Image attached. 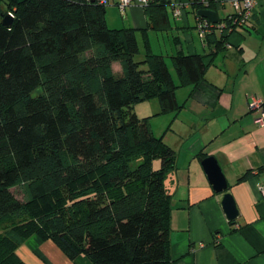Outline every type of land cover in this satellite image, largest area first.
Returning <instances> with one entry per match:
<instances>
[{
  "label": "trees",
  "instance_id": "16d2710c",
  "mask_svg": "<svg viewBox=\"0 0 264 264\" xmlns=\"http://www.w3.org/2000/svg\"><path fill=\"white\" fill-rule=\"evenodd\" d=\"M7 3L0 15H13L11 28L0 21V264H26L17 251L33 236L53 241L74 264H172L166 180L177 151L135 105L158 99L157 116L178 112L176 91L204 80L224 38L209 35L203 55L185 54L175 37L174 78L163 56L137 61L135 31L110 28L96 3ZM169 7L160 0L144 11L162 28Z\"/></svg>",
  "mask_w": 264,
  "mask_h": 264
},
{
  "label": "crops",
  "instance_id": "0c3cea01",
  "mask_svg": "<svg viewBox=\"0 0 264 264\" xmlns=\"http://www.w3.org/2000/svg\"><path fill=\"white\" fill-rule=\"evenodd\" d=\"M7 1L0 0V15ZM190 1L168 0L183 52L206 54L208 38L222 36L224 43L210 60L204 80L176 91L181 109L151 118L153 133L177 151L176 169L166 180L172 195V264H264V194L259 188L264 189V126L256 122L261 109L249 108L253 98L264 107V3L257 4L248 26L218 30L203 41L196 27L204 7ZM206 1L221 25L233 13L230 8L220 15L229 7ZM174 7H182L183 13L175 17ZM138 8L130 7L133 19L148 20L156 28ZM166 127L170 130L165 132ZM208 157L217 160L233 195L240 213L235 221H228L209 180L203 164ZM17 253L26 264H74L53 241L36 236Z\"/></svg>",
  "mask_w": 264,
  "mask_h": 264
},
{
  "label": "rangeland",
  "instance_id": "374dc122",
  "mask_svg": "<svg viewBox=\"0 0 264 264\" xmlns=\"http://www.w3.org/2000/svg\"><path fill=\"white\" fill-rule=\"evenodd\" d=\"M138 10L142 13V15H145L143 10H140L139 8ZM227 11L229 12L230 8L224 10V12L221 11L220 15L225 14ZM168 15L170 18V26L153 29L150 27V22L148 20L141 22L138 19H133L130 8H128L125 13H122L117 7H108L106 8L105 19L107 25L112 29L131 28L135 31L140 50L136 57L137 61L145 59L148 53L153 56H163L172 72V75L176 78V72L172 64V57L177 53L174 39L179 36L177 29L178 24L176 23V19L173 18L171 11H168ZM147 42L149 44V49L147 47ZM135 112L140 118L154 116L158 112H161L160 103L158 99L139 102L135 105ZM167 129L168 127L165 128V132ZM16 191H19V189H16ZM21 197L23 196L21 195ZM57 198L55 197L54 200L51 199V201H57ZM44 256L48 258L45 254ZM82 259H85L84 256H81L80 260Z\"/></svg>",
  "mask_w": 264,
  "mask_h": 264
},
{
  "label": "built area",
  "instance_id": "2783aa9c",
  "mask_svg": "<svg viewBox=\"0 0 264 264\" xmlns=\"http://www.w3.org/2000/svg\"><path fill=\"white\" fill-rule=\"evenodd\" d=\"M89 2L91 0H88ZM204 9H209L210 3L206 0H198ZM160 0H95L94 3L97 5L107 8V7H117L122 13H125L130 7H139L143 10L146 8L159 3ZM259 2L264 3V0H216V3L220 6L221 9L224 7H229L232 9L233 13L228 16L227 21L221 25L219 23H211L208 19L200 18L197 23V34L203 41L213 33H216L218 30L225 31L227 29L236 30L237 28H243L249 25L252 20L254 9L256 8ZM174 16L178 17L183 13L182 7H174ZM11 16H13L11 14ZM249 108L251 109H261L260 118L257 119V124L259 126H264V107L262 103L253 98L249 103ZM261 192L264 194L263 187H259Z\"/></svg>",
  "mask_w": 264,
  "mask_h": 264
},
{
  "label": "water",
  "instance_id": "95a60500",
  "mask_svg": "<svg viewBox=\"0 0 264 264\" xmlns=\"http://www.w3.org/2000/svg\"><path fill=\"white\" fill-rule=\"evenodd\" d=\"M94 3L95 0H91ZM200 18L208 19L211 23H219L218 15L215 11L209 9H201L198 11ZM2 25L6 28H11L13 24V18L10 14L6 15L2 21ZM207 175L215 191L220 194V201L223 207V211L226 214L228 221H235L239 217L240 213L235 203L233 195L228 191L227 181L219 167L217 160L213 157H208L203 161Z\"/></svg>",
  "mask_w": 264,
  "mask_h": 264
},
{
  "label": "clouds",
  "instance_id": "9594fccd",
  "mask_svg": "<svg viewBox=\"0 0 264 264\" xmlns=\"http://www.w3.org/2000/svg\"><path fill=\"white\" fill-rule=\"evenodd\" d=\"M92 2V1H91ZM95 2V1H94ZM143 10V9H142Z\"/></svg>",
  "mask_w": 264,
  "mask_h": 264
}]
</instances>
